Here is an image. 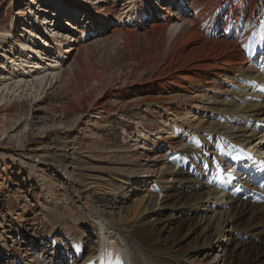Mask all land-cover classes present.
Instances as JSON below:
<instances>
[{"label":"bare ground","instance_id":"obj_1","mask_svg":"<svg viewBox=\"0 0 264 264\" xmlns=\"http://www.w3.org/2000/svg\"><path fill=\"white\" fill-rule=\"evenodd\" d=\"M115 1L106 3L102 11L94 4L60 0L52 31L48 29L47 18L42 19V24L38 21V25H32L34 32L29 31L22 21L31 13L24 14L19 8L8 28L0 30V78L5 71L11 72L14 86L21 91L20 81L35 75L39 78L49 73L52 79L59 78L67 54L82 53L91 22L101 29L107 26L106 14L117 6ZM139 1L141 15L152 29L167 27L170 44L168 70L148 82L145 90L162 93L155 98L154 105L167 115V120L172 119L170 127L163 120L157 134L158 144L153 145L159 148L168 143L177 147L171 148L173 151L159 150L161 155L148 159L153 164H147L148 170L140 169L139 174L119 170L126 172L118 176H126L125 183L140 174L150 179L131 206L112 211L106 203L99 209L89 205L92 197H88L81 206V217L73 221L65 212L47 211L49 229L60 235L44 239L30 235L26 262L116 264L119 258L122 264H264V0H170L172 5L161 0L166 7L159 6V0ZM62 4L70 18L71 10L73 16L76 12L83 14L84 19L76 29L69 22L56 25L62 22L59 14ZM49 7L46 9L50 10ZM152 10L165 11L166 15L153 14ZM16 18L22 26L20 38L15 35ZM34 19L31 17V23ZM46 41L53 46L52 63H59L55 69H49L52 67L49 63L44 64L48 67L37 69L47 57L45 51L39 50ZM36 43L40 45L36 47ZM160 43L162 46L163 42ZM161 54L160 50L158 57ZM194 92L203 97L210 93L212 100L208 98L202 106L193 98L194 105L189 107L186 117L195 112L199 116L196 120L179 118L186 120L184 123L177 117L184 110L186 97ZM174 93L175 96L170 95ZM144 100L154 101L150 96ZM68 106L69 103L59 104L60 109ZM100 109L106 114L116 111L113 107ZM3 111L1 106L0 113ZM3 115L0 127L6 125L7 116ZM181 125L188 129V140L177 142ZM176 164L193 171L189 186L192 194L171 202L168 192L179 176L173 168ZM88 189L86 194L92 196V188ZM182 212L188 213L186 219L175 218ZM79 226L89 232L90 240L77 235ZM49 240L53 246L57 243L53 255L37 256V252H32H45ZM217 248L220 251L214 255ZM2 255L10 259L9 253L0 252V261Z\"/></svg>","mask_w":264,"mask_h":264},{"label":"rangeland","instance_id":"obj_2","mask_svg":"<svg viewBox=\"0 0 264 264\" xmlns=\"http://www.w3.org/2000/svg\"><path fill=\"white\" fill-rule=\"evenodd\" d=\"M30 1L0 0V30L8 28L20 8L24 14L31 13L22 21L29 31L34 32L35 27L32 25H38V21L42 24L44 18H47L48 29L52 31L56 21L53 17L60 0ZM75 1L94 4L104 11L106 3L113 0H102V3L98 0ZM115 2L118 3L117 6L106 14L107 26L101 29L100 25L91 22L82 45V53L67 54L63 70L58 74L59 78L52 79L51 75L48 76L49 73L39 78L35 75L20 81V87L23 88L21 91L14 86L11 72L5 71L1 75L0 107L3 106L4 111L0 113V120L3 114L7 119L5 127H0V252L9 253L10 259H5L2 255L3 261L0 264H23L21 261L28 252L26 248L30 235H37L40 239L48 235H60L49 229L45 217L47 211L59 214L65 212L73 221L81 217V206L88 197H92L89 205L99 209H103L106 203L112 211L118 207L124 208V205L131 206L139 198L140 189L150 179H144L140 174L132 182L125 183L126 176H118L126 172L119 170L139 174L140 169L148 170L146 165L153 164L154 161L148 159L161 155L158 154L159 150L173 151L171 148L177 147L176 144L168 146V143H162L159 148L154 147V142L158 144L157 134L162 129L163 120L166 122L164 125L170 127L172 119L167 120V115H163L161 109L155 106V98L162 93L154 90L145 93L148 90L147 83L168 70L166 59L170 44L167 27L152 29L150 22L141 15L139 0ZM157 3L166 7V3L162 4L161 0ZM48 6L50 10H47ZM62 7L63 4L59 12L62 14V22L56 25L69 22L71 25L75 24L76 29L84 19L83 14L76 12L73 16L71 10L70 18L66 6ZM148 7L151 8L150 3ZM152 13H160L163 17L166 15L165 11L152 10ZM31 17L35 18L32 23ZM49 21L53 22L49 24ZM19 22L16 18L17 38L22 36ZM63 28L62 31L66 30ZM70 33L71 31L67 35ZM38 38L36 36L35 41ZM160 42H163L162 46ZM44 43L39 50L45 51L47 57L40 61L42 66L37 69L48 65L52 66L49 69H55L59 63H52L55 59L53 46H48L47 41ZM39 45L35 44L36 47ZM160 50L163 54L158 57ZM7 56H10L9 53ZM17 64H21L20 60ZM170 95L175 96L176 93ZM210 95L209 93L203 97L194 92L187 96L188 101L182 105L184 110L177 118L191 117L196 120L199 116L196 112L186 117L189 107L194 105L192 99L197 98L204 106L207 99L210 100ZM146 96L152 97L154 103L152 100H144ZM21 102L22 105L19 104ZM170 102L178 105L176 101ZM61 103H69V106L60 109ZM130 104L131 106H127ZM99 106L113 107L116 114H106ZM180 121L185 123L186 120ZM179 128L180 138L176 137V141L188 140V129L182 125ZM173 168L179 173V179L172 183L168 192L171 202L192 194L189 186L193 171L189 172L188 168L180 164L173 165ZM90 187L94 192L92 196L91 193L89 196L86 194ZM187 216L188 213L182 212L175 218L186 219ZM83 228L79 226L77 235H84L90 240L89 232ZM166 234L167 230L164 235ZM52 244L54 243L49 240L45 244L48 245L45 252H32H37V256H42L43 253L53 255L57 243L55 246ZM219 251L220 248H217L214 255ZM26 258L28 256L25 255L23 262L29 264Z\"/></svg>","mask_w":264,"mask_h":264},{"label":"snow or ice","instance_id":"obj_3","mask_svg":"<svg viewBox=\"0 0 264 264\" xmlns=\"http://www.w3.org/2000/svg\"><path fill=\"white\" fill-rule=\"evenodd\" d=\"M116 264H122V261L118 258Z\"/></svg>","mask_w":264,"mask_h":264}]
</instances>
